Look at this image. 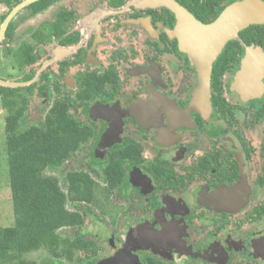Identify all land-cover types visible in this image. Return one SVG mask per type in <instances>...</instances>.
Returning a JSON list of instances; mask_svg holds the SVG:
<instances>
[{"label":"flooded vegetation","instance_id":"af4514ba","mask_svg":"<svg viewBox=\"0 0 264 264\" xmlns=\"http://www.w3.org/2000/svg\"><path fill=\"white\" fill-rule=\"evenodd\" d=\"M21 1L0 0V29ZM32 3L0 40V67L11 62L0 82H29L0 83L5 137L8 100L11 112L25 104L20 126L32 104L42 117L30 124H38L67 101L93 134L81 150L89 147L86 165L103 184L108 151L139 147L122 163L124 181L107 190L120 200L111 222L120 232L106 238L112 252L96 264L116 254L114 264H264V0ZM24 11L31 29L17 44ZM190 18L223 21L229 35L209 92L196 97L198 74L178 40L182 26L193 35ZM17 68L26 69L18 78ZM18 87L30 89L9 92Z\"/></svg>","mask_w":264,"mask_h":264},{"label":"trees","instance_id":"16d2710c","mask_svg":"<svg viewBox=\"0 0 264 264\" xmlns=\"http://www.w3.org/2000/svg\"><path fill=\"white\" fill-rule=\"evenodd\" d=\"M44 1L29 8H41ZM218 70L217 63L215 75ZM25 89L30 88H10L9 92ZM10 101L5 104V152L13 222L0 225V264H37L24 254L40 248L49 255L40 264H96L99 246L85 234V218L93 215L94 207H100L96 190L107 195L108 189L124 181L122 163L134 160L131 153L137 155L138 144L124 142L108 151L102 177L106 183L101 189L88 172L90 168H66V161L93 135L71 111L72 103H55L43 121L20 126L25 104L12 113ZM62 229L64 234L59 232Z\"/></svg>","mask_w":264,"mask_h":264},{"label":"rangeland","instance_id":"374dc122","mask_svg":"<svg viewBox=\"0 0 264 264\" xmlns=\"http://www.w3.org/2000/svg\"><path fill=\"white\" fill-rule=\"evenodd\" d=\"M262 13V10H257L256 14ZM40 19V18H38ZM29 20L30 18L27 16L26 11L22 12L20 16L17 17L16 22L18 25L17 30L15 32L16 34V41L17 44L21 42L22 40H25L27 38V31L28 29H31L29 26ZM181 22H178L180 24ZM191 25V22H189ZM187 25V23H186ZM183 29L185 27L182 26ZM182 29V30H183ZM181 29H178V32L180 34L178 35V40L179 43L181 44L182 47V40H183V31ZM126 33V31H125ZM191 43L195 44V40L192 37ZM182 51L186 53L185 49L182 47ZM189 59V57H188ZM190 60V59H189ZM4 64L0 67V73L2 75H6L9 70H10V63L8 59L3 62ZM191 63V62H190ZM191 65L195 68L197 74L198 71L191 63ZM260 68V66H259ZM26 69H20L17 68L15 70L14 76L15 77H20ZM209 88V87H208ZM194 90V91H193ZM192 93L194 97L196 95L201 96L202 94V86L200 85L199 80L196 81L194 87L192 88ZM41 116V110L37 108L36 105L32 104V107L29 109L28 112V124L34 123L37 119H40ZM6 137L4 135V120L2 118V115L0 114V225H11L13 222V217H12V208H11V201H10V192H9V187H8V176H7V164H6V152H5V146H6ZM89 147L87 145H84L82 150L75 153L67 162H66V168L70 169H75V168H80V169H89V165H86V161L88 158L89 154ZM91 157V153L89 155ZM85 161V162H84ZM49 172V171H48ZM90 174V170L88 171ZM51 173V172H49ZM91 176L94 178V180L97 183V186L100 185L101 189L103 188V183L100 180V175L99 177H96L94 174H91ZM63 187V185H62ZM96 200L98 205L100 206L99 208L94 207L93 209V215L91 217H86L85 218V223L83 224L84 230H86L85 234H87L88 237L91 239H94L98 246H99V251L97 254L98 257L102 256H107L112 252L111 247L108 245V240L106 238H109L108 236L110 235L111 232L119 234L120 226L117 228H112V221L116 220L117 221L120 219L119 216V211L117 210L120 204L119 197H116L115 193H112L110 196L109 194L101 193L98 190H96ZM116 218V219H115ZM12 220V222H11ZM120 222V221H119ZM119 222L117 223L118 225ZM60 233L64 234V229L59 231ZM24 257L27 259H32L37 262V264H40V260H42L44 257H49L48 252L44 248H40L34 251H30L28 253L24 254ZM62 262V260H61ZM64 264H85V263H79V262H64ZM12 264V263H11Z\"/></svg>","mask_w":264,"mask_h":264},{"label":"water","instance_id":"95a60500","mask_svg":"<svg viewBox=\"0 0 264 264\" xmlns=\"http://www.w3.org/2000/svg\"><path fill=\"white\" fill-rule=\"evenodd\" d=\"M36 0H22L19 2L8 14V16L5 18L1 29H0V40L2 38V35L4 33V30L7 26L8 21L12 18V16L21 8L25 7L26 5L34 2ZM233 16V14H231ZM226 18V17H225ZM191 25L190 29L193 32L192 36H189V34L183 36L182 40V47L185 49L186 54L188 55L190 62L195 65L197 71H198V80L200 82V85L202 86V94L205 92H209V79H210V71H211V65L212 62L217 57L220 46L224 43V41L227 39L229 35H227L225 32L221 33V25L223 21H217L213 24H203L196 20H192L190 18ZM235 21V20H234ZM236 24V22H235ZM234 24V25H235ZM235 28V27H234ZM183 28H181L182 30ZM227 30H230V35H232L233 28H228ZM226 30V31H227ZM183 33L188 32V29L185 28L182 30ZM178 34H180L178 32ZM192 37L195 40V44L191 43ZM45 65H43L41 68L38 69L36 75H38L41 70L44 68ZM4 86L9 87H16V86H23L28 84L29 82H7V81H1L0 82ZM104 146V145H103ZM105 146L102 147V145L99 146L98 150H104ZM101 151V152H102ZM120 250L119 252H121ZM128 255V253H126ZM126 255L123 259L126 258ZM117 254L109 259L102 260L100 264H114L117 260ZM129 260V259H128ZM138 263L137 259L134 258V261L132 262ZM129 264V263H128Z\"/></svg>","mask_w":264,"mask_h":264}]
</instances>
